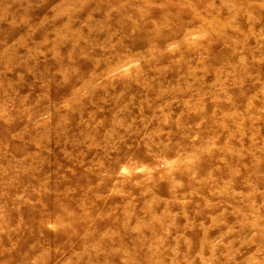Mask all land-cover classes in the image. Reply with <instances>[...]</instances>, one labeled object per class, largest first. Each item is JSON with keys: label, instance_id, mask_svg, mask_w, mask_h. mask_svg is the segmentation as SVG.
Returning <instances> with one entry per match:
<instances>
[{"label": "rangeland", "instance_id": "1", "mask_svg": "<svg viewBox=\"0 0 264 264\" xmlns=\"http://www.w3.org/2000/svg\"><path fill=\"white\" fill-rule=\"evenodd\" d=\"M258 132L264 0H0V264L264 263Z\"/></svg>", "mask_w": 264, "mask_h": 264}, {"label": "bare ground", "instance_id": "2", "mask_svg": "<svg viewBox=\"0 0 264 264\" xmlns=\"http://www.w3.org/2000/svg\"><path fill=\"white\" fill-rule=\"evenodd\" d=\"M224 117L227 118L226 115H225ZM192 120H193V119H192ZM197 124H198V123H197ZM199 125H200V122H199ZM190 126H191V125H190ZM222 127H224V124L222 125ZM263 133H264V132H258V133H255V134L253 135V137H257V138H259L260 140H263V139H262V135H263ZM256 167H257V166H256ZM256 167H255V168L252 167V168L255 169L256 172H258L259 170H257ZM202 175H203V174H202ZM260 264H264V263L260 262Z\"/></svg>", "mask_w": 264, "mask_h": 264}]
</instances>
